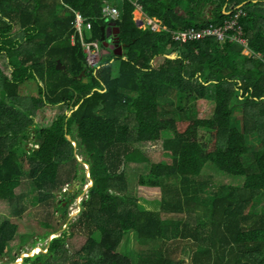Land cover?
Listing matches in <instances>:
<instances>
[{
    "label": "trees",
    "instance_id": "trees-1",
    "mask_svg": "<svg viewBox=\"0 0 264 264\" xmlns=\"http://www.w3.org/2000/svg\"><path fill=\"white\" fill-rule=\"evenodd\" d=\"M105 1L0 0V201L22 216L21 197L33 195V204L43 206L39 226L29 229L33 247L57 237L47 253L23 264H61L70 255L77 264H132L117 252L128 232L137 233L140 247L159 245L158 257L143 255L139 264H181L188 240L199 246L198 264H264V0H140L145 15L161 24L159 32L137 27L134 0H117L120 19L107 21ZM239 6L251 54L230 34L223 41L172 40L171 31L180 28L224 26ZM78 13L92 24L82 35ZM109 26L117 54L101 42ZM95 41L110 53L90 69L82 45ZM160 55L166 58L157 67ZM82 71L87 83L76 78ZM27 83L36 84V97L20 94ZM204 98L216 104L211 118L198 117ZM60 103L64 113L40 128L42 108ZM72 128L77 138L70 142ZM166 137L178 144L174 162L152 164L148 183L163 196L145 209L128 197L126 167L150 161L135 143ZM24 141L38 149L20 152ZM85 165L94 186L64 230L71 206L91 182ZM208 168L243 180L216 187L213 176L202 178ZM76 183L80 191H72ZM167 212L182 214L177 224L164 219ZM42 226L48 233L40 238ZM20 233L10 215L0 214V264L20 259L21 252L10 255L14 241L26 244Z\"/></svg>",
    "mask_w": 264,
    "mask_h": 264
},
{
    "label": "rangeland",
    "instance_id": "rangeland-1",
    "mask_svg": "<svg viewBox=\"0 0 264 264\" xmlns=\"http://www.w3.org/2000/svg\"><path fill=\"white\" fill-rule=\"evenodd\" d=\"M23 2H26V0H23ZM99 48L102 51L101 53L102 55H100L98 64L104 63L105 61H107L109 58V54H106V53L107 52L110 53L108 49L104 50L101 44L99 45ZM245 50L247 51V55L251 54L247 48V45L245 47ZM164 53L166 55H169L171 59H175L177 56L175 53L173 54L167 53V51H164ZM174 54L176 55L175 57L173 56ZM164 58L166 57L163 55L162 56L160 55L159 57L154 59L153 63H155V66L161 67V64L164 61ZM37 91L38 90H37V86L35 83H27L21 87L20 94L22 96L27 95V96L36 97L35 94ZM215 108H216V104L205 98L200 99L196 105V111H198L199 118H211L215 112ZM42 113L44 114V117H45L43 121L44 127L42 126V128H46V126H49L51 124L52 120L54 121L58 117V115L64 113V110L61 108H57V107H52V108L48 107V108L43 109ZM167 134L169 133H165L164 135H167ZM200 134L202 135V137L206 136V134H208V131L206 129H203L200 132ZM76 138H77L76 130L72 128L70 132V137H69L70 142L72 141V139L76 140ZM173 140L174 139L170 137H166L163 140H160L154 143H135L133 145L134 147L141 148V150H143L146 153L150 161L143 162V163H129L127 165L126 172H125V178L129 185L128 197L136 198L140 200V204L145 209L148 208L149 210H152L154 208L153 203L156 201H160L162 199L163 194H162L161 188L153 187L149 185L148 183L154 180V178L150 174V171H151V167L153 163H159L161 161H165L169 164H172L174 162L173 150L175 151L177 149L178 144L176 143L174 145V143H172ZM31 141H32V137H31ZM25 144H27L26 145L27 148L25 149H27L28 151L34 148L29 143H26V142L22 143L23 146ZM73 147L76 148L77 144L74 143ZM78 158H79V161H82V159H84L83 157H78ZM248 161H249V164L251 165L252 161L249 156H248ZM215 169H212V170L211 168L206 169L205 174H204L206 176L202 178L205 179V178H208L209 176H213L211 180H213L216 187H220L224 184H233V183L239 184L243 180V179L240 180V179L232 178L230 176H226L225 174L221 172L217 173V169L216 171ZM142 180L145 181V183ZM90 186L91 184L83 190L82 196L78 197L75 204L71 206L70 208L71 215H70V220L68 222L69 224L64 227V230H70V224L74 222L77 216L80 214L81 203L84 199L87 198V194L89 193ZM77 189L78 187L77 188L73 187L72 191H77ZM78 190L80 191V189ZM17 193L19 195L23 193L24 195L25 194L24 188H19L17 190ZM57 199H58V202L62 200L60 194H58ZM21 200L22 201L20 202L22 203V206H24L26 210V212L22 216L14 215L10 209L9 203L0 201V214H6L8 216L10 215L13 221L16 224L20 225L21 231L25 232V234L20 233V237L22 238L24 236V238H26L27 240L26 244L24 243L22 244L21 239L14 241L12 243V250H11L12 254L10 255H18V253L21 252V255L19 256L20 259L17 260L16 263L18 262L22 263L23 258H27L28 256L32 254L33 255L35 254L34 255L35 257L37 255H40V253H47L45 249L48 247L51 241L57 238L56 236H53V237L51 236V238L48 241H39L38 246H36L37 248L35 250V247H33V244L35 242L36 236L33 237L29 229L33 230L34 227L39 226V222H41V218L38 217L37 212L40 210H43L42 209L43 206H41V204H37V205L33 204L35 201L33 200V195H31L30 197L27 195L26 198L22 196ZM49 211H50V207H46V209L43 212H49ZM51 212L54 213V210ZM181 215L182 214L180 215L174 214V212H167L166 214H164V219H167L168 221H170L169 224L175 225L178 223L177 221ZM55 219H56V222L58 223L60 216L57 214ZM202 230L205 231L206 233H209L210 229L208 227H205V228H202ZM47 233L48 231L43 226L37 229V235L40 238H43V236H45ZM158 248H159V245L155 242L145 245V247H143V245H141L140 247V242L138 240L137 233L128 232L124 236V239L122 243L120 244V246L118 247L117 252L123 256H127L126 258L131 260L132 264H139V262L141 261V257L143 255L148 256L151 254V255H154L155 257H158L159 256ZM198 249H199V246L196 243H194L192 240L183 242V248L181 252H179L180 253L179 261L181 262V264H198L197 256L200 254L198 252ZM10 255L7 254V258H5V261H4L5 263H8L7 260L9 259ZM16 263H12V264H16ZM77 263H79V258H75V256L73 257V255L67 256L65 260L61 262V264H77Z\"/></svg>",
    "mask_w": 264,
    "mask_h": 264
},
{
    "label": "built area",
    "instance_id": "built-area-1",
    "mask_svg": "<svg viewBox=\"0 0 264 264\" xmlns=\"http://www.w3.org/2000/svg\"><path fill=\"white\" fill-rule=\"evenodd\" d=\"M134 5V8L139 11L143 12L142 4L140 0H134L131 2ZM232 16L228 20L225 21L224 26H217L210 24L208 26L202 28H195L190 27L187 29H178L171 31L172 40L179 43H188L193 41H200L207 37H216L217 40L223 41L227 39V34L231 35V40H237L238 43L242 44L244 47L247 45L246 39L243 38V28L240 25V18L242 16L241 10H236ZM103 17L110 22H115L120 19V12L118 8L111 6L110 4L103 8ZM143 28H149L154 32L160 31L162 28L158 22L143 16ZM76 30L77 32L82 35V32L85 30H91L92 24L87 22L81 14H76ZM85 53L86 63L88 68L95 69L98 65L101 51L99 49L98 41L92 43H84L82 45Z\"/></svg>",
    "mask_w": 264,
    "mask_h": 264
},
{
    "label": "crops",
    "instance_id": "crops-1",
    "mask_svg": "<svg viewBox=\"0 0 264 264\" xmlns=\"http://www.w3.org/2000/svg\"><path fill=\"white\" fill-rule=\"evenodd\" d=\"M116 1L117 0H109V1H105V4H104V7H106L107 5H111V6H113V7H116V8H118L117 7V5H115V3H116ZM253 2L254 3H257L258 2V0H253ZM242 6V5H241ZM241 6H239V7H241ZM103 7V8H104ZM239 7H237V8H239ZM208 10H207V12H206V14H205V16L206 17H208V18H210V16H211V12H210V10L211 9H213V7H209V8H207ZM118 10H119V8H118ZM119 12H120V10H119ZM102 15H103V10H102ZM133 15H134V21H135V23H136V25H137V27L139 28V29H147V28H143L142 26L144 25L143 24V20H144V17L143 16H146L145 15V13L144 12H139V11H137L136 9L134 10V13H133ZM147 17V16H146ZM150 19H152V20H154L155 22H158V24H160L159 23V21L157 20V19H153V18H150ZM160 27H161V24H160ZM162 28V27H161ZM180 29H182V28H180ZM178 30V29H177ZM161 31V30H160ZM154 32V31H153ZM157 32H159V31H157ZM209 38H212V37H209ZM206 39V38H205ZM205 39H203V40H205ZM203 40H200V41H203ZM200 41H193V42H200ZM193 42H188V43H193ZM183 44H185V43H183ZM183 44H180V45H183ZM242 45V44H241ZM243 46V45H242ZM245 48V47H244ZM104 53H106V52H104ZM244 55H247V51L244 49L243 50V52H242ZM167 57H170L169 55H167ZM63 105H65V104H63V103H60V104H56V105H45L43 108H42V110L43 109H45V108H52V107H57V108H61V109H63ZM76 108V107H75ZM66 113H67V110H66ZM41 116H42V120H41V123H40V125H39V127L40 128H42V126H43V121H44V119H45V117H44V114L42 113V111H41ZM70 116V112L67 114V117H69ZM52 122H53V120H52ZM52 122H51V124H52ZM35 123L37 124V122L35 121ZM44 127V126H43ZM33 139V138H32ZM25 142V141H24ZM27 143V142H26ZM29 143V142H28ZM30 144H32V143H30ZM25 145H27V144H25ZM23 146L22 144L20 145V148H18L20 151H22L23 149H25V148H27L26 146Z\"/></svg>",
    "mask_w": 264,
    "mask_h": 264
},
{
    "label": "water",
    "instance_id": "water-1",
    "mask_svg": "<svg viewBox=\"0 0 264 264\" xmlns=\"http://www.w3.org/2000/svg\"><path fill=\"white\" fill-rule=\"evenodd\" d=\"M109 28H110V26L107 29L102 28L101 42H103V45L105 47L109 48L110 50H113L114 54H117V52L114 50V48H115L114 45L111 43L113 39L109 37L110 36ZM121 53L122 52H120L119 54H121ZM168 58L171 59V57H168ZM56 68L65 70L64 66H62V64L60 62H58V65ZM85 75H86L85 71H82L81 74L79 76H77L76 78H78L79 80L84 78L83 79L84 83H87V79L85 78ZM67 140L70 141L69 137H67ZM75 187H78V183L75 184ZM34 255L32 254V255L28 256L27 258L34 257ZM24 259L25 258H23L22 263L18 262L16 264H23Z\"/></svg>",
    "mask_w": 264,
    "mask_h": 264
},
{
    "label": "clouds",
    "instance_id": "clouds-1",
    "mask_svg": "<svg viewBox=\"0 0 264 264\" xmlns=\"http://www.w3.org/2000/svg\"><path fill=\"white\" fill-rule=\"evenodd\" d=\"M240 8V7H239ZM239 8H237V10L239 9ZM240 10V9H239ZM110 22V21H109ZM96 68H99V64L97 65V67ZM95 68V69H96ZM77 108H78V106H77ZM72 112V111H71ZM70 116H71V113H70ZM69 116V117H70ZM68 137H70V136H68ZM74 144V143H73ZM31 146H33L35 149H38V147L37 146H34L33 144H30ZM77 159H78V161H79V158L77 157ZM80 163L82 162V161H79ZM85 168H86V170L88 171V173H87V176H88V179L91 181V175H90V170H89V166H87V165H85L84 166ZM91 184V186H90V189L91 188H93V186H94V183H93V181H91L86 187H88L89 185ZM85 187V188H86ZM77 188V187H76ZM90 189H89V191H90ZM87 197H88V194H87ZM83 202V201H82ZM82 204V203H81ZM81 208V207H80ZM39 249V248H38ZM36 250V249H35ZM30 258H32V257H30ZM26 259V258H25ZM24 259V260H25ZM16 263V262H15ZM24 263V262H23Z\"/></svg>",
    "mask_w": 264,
    "mask_h": 264
},
{
    "label": "bare ground",
    "instance_id": "bare-ground-1",
    "mask_svg": "<svg viewBox=\"0 0 264 264\" xmlns=\"http://www.w3.org/2000/svg\"><path fill=\"white\" fill-rule=\"evenodd\" d=\"M41 251V250H40ZM40 253V252H39Z\"/></svg>",
    "mask_w": 264,
    "mask_h": 264
}]
</instances>
